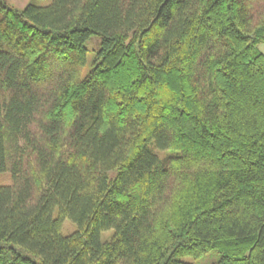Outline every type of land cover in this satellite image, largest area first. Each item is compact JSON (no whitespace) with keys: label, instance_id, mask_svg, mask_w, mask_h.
Returning <instances> with one entry per match:
<instances>
[{"label":"trees","instance_id":"16d2710c","mask_svg":"<svg viewBox=\"0 0 264 264\" xmlns=\"http://www.w3.org/2000/svg\"><path fill=\"white\" fill-rule=\"evenodd\" d=\"M42 1L0 0V264H264V0Z\"/></svg>","mask_w":264,"mask_h":264},{"label":"rangeland","instance_id":"374dc122","mask_svg":"<svg viewBox=\"0 0 264 264\" xmlns=\"http://www.w3.org/2000/svg\"><path fill=\"white\" fill-rule=\"evenodd\" d=\"M10 4L17 8H24L26 5L36 2L39 5L47 4L49 1L42 0H7ZM86 47L89 50V62L83 69V76H86L93 68V61L96 53L100 50L102 46V36L94 34L85 42ZM260 49L264 52V43L260 45ZM111 174H113L111 172ZM0 182L2 184H9L11 182V174L9 172H5L0 174ZM77 230V225L73 223L70 219H67L64 223L63 234L69 235ZM111 231L103 232L102 239L107 240L112 234ZM220 254L217 250H213L207 255L201 258L194 257H185L184 260L191 262L193 264H215L219 261Z\"/></svg>","mask_w":264,"mask_h":264}]
</instances>
